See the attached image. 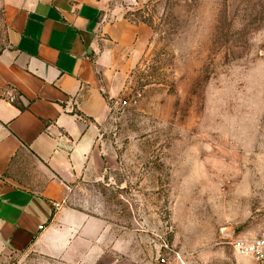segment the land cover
Masks as SVG:
<instances>
[{
	"label": "rangeland",
	"instance_id": "374dc122",
	"mask_svg": "<svg viewBox=\"0 0 264 264\" xmlns=\"http://www.w3.org/2000/svg\"><path fill=\"white\" fill-rule=\"evenodd\" d=\"M110 5L150 39L99 127L115 169L70 201L105 222L97 256L0 264H255L229 240L264 227V0Z\"/></svg>",
	"mask_w": 264,
	"mask_h": 264
},
{
	"label": "crops",
	"instance_id": "0c3cea01",
	"mask_svg": "<svg viewBox=\"0 0 264 264\" xmlns=\"http://www.w3.org/2000/svg\"><path fill=\"white\" fill-rule=\"evenodd\" d=\"M110 1L1 0L0 257L97 256L105 222L70 201L115 169L99 127L150 39Z\"/></svg>",
	"mask_w": 264,
	"mask_h": 264
},
{
	"label": "built area",
	"instance_id": "2783aa9c",
	"mask_svg": "<svg viewBox=\"0 0 264 264\" xmlns=\"http://www.w3.org/2000/svg\"><path fill=\"white\" fill-rule=\"evenodd\" d=\"M121 103L125 101L122 100ZM59 206V203L53 204L55 209ZM229 244L237 254L251 259L255 264H264V227L262 232L255 237L237 236L231 238Z\"/></svg>",
	"mask_w": 264,
	"mask_h": 264
},
{
	"label": "trees",
	"instance_id": "16d2710c",
	"mask_svg": "<svg viewBox=\"0 0 264 264\" xmlns=\"http://www.w3.org/2000/svg\"><path fill=\"white\" fill-rule=\"evenodd\" d=\"M132 21H135V20H132Z\"/></svg>",
	"mask_w": 264,
	"mask_h": 264
}]
</instances>
